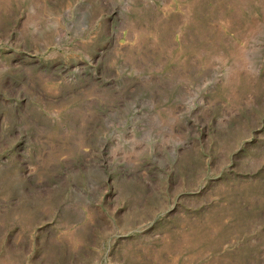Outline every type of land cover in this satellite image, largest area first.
<instances>
[{
	"label": "rangeland",
	"instance_id": "obj_1",
	"mask_svg": "<svg viewBox=\"0 0 264 264\" xmlns=\"http://www.w3.org/2000/svg\"><path fill=\"white\" fill-rule=\"evenodd\" d=\"M0 264H264V0H0Z\"/></svg>",
	"mask_w": 264,
	"mask_h": 264
}]
</instances>
